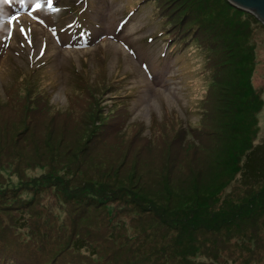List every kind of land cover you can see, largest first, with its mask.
Here are the masks:
<instances>
[{"label": "rangeland", "instance_id": "obj_1", "mask_svg": "<svg viewBox=\"0 0 264 264\" xmlns=\"http://www.w3.org/2000/svg\"><path fill=\"white\" fill-rule=\"evenodd\" d=\"M162 1L148 2L146 9H151L149 17L146 16V11H141L138 15L124 20L122 18L124 5L128 4L126 13L139 11L143 5L140 0H89L82 10L80 9L85 2L80 0H0V90L8 79L4 75L8 73L9 65L28 68L37 65L33 63L34 58L44 61L39 68H48L49 72H54L55 77L51 84L55 89L53 99L61 105L54 103L36 106L34 114L40 117L38 121L44 118L56 121V124L62 126L66 133L72 134L76 131L77 134L73 137L67 135L69 138L67 142L75 144L80 133L89 135L93 133L85 130V124L82 125L91 118V112L85 113L88 107L90 106L93 111L95 105L104 107L109 102L111 107V97L109 92H105L103 85L98 84L96 91L104 93L102 97L105 99L101 102L102 97L99 94L97 100L90 103L88 101L86 105L82 101L77 102L78 112L69 114L67 112L69 100L66 94L69 78L71 77V91L79 98H83L80 81L73 75L80 70L85 57H88L87 63L90 67L105 63L109 74H112L120 65L122 72L128 73L124 79L125 87H135V94L131 98L133 119H137V123H145V126L133 128L129 133L136 132L145 137L148 134L145 128L151 122L165 125L170 122L168 114H174L177 111L184 119H190L189 124L196 123L190 125L194 130L191 136L195 141H199L204 135L202 124L206 120L207 131L210 132L206 138H203L198 148L185 145V151H183L185 156L195 158L201 155L199 152H207L211 155L215 154L218 160H222L221 157L224 156V159L230 162L235 150L241 153L243 148L248 150L252 143L257 144L264 140V23L256 18L254 20L246 11L237 8L228 0H177L176 4L179 7L188 5L195 10L197 15L191 13L188 7L185 11L190 13L192 21L195 16H198L197 21L206 25L204 29L201 28V37L205 42L204 45L209 47V51L205 46L203 48L198 44L193 46L187 54L185 51L171 53L168 51L165 39L154 38V29L162 28L167 23L168 15L174 10V7L167 8ZM171 1L174 2V0ZM27 13H31L29 18ZM76 15H80L85 22L72 24V18ZM80 33L90 39L92 46L78 48L85 44ZM50 39L51 41L48 42ZM195 53H199L200 58L203 57V62L192 61L191 56ZM212 57L217 59V62L220 61L218 75H216L217 70L212 72L209 67ZM217 64L211 67H216ZM193 78L196 79L193 83L197 93L188 103L190 95L194 92V87L189 83L193 81ZM11 79L13 82L8 86L9 89L20 81V77L12 75ZM211 81H213V92L209 90ZM57 82L58 85L55 86ZM210 97H212L210 113L206 115L204 108L209 105ZM194 99L197 101L195 105H192ZM11 100L12 97H9L8 101ZM55 105L57 107L51 111ZM75 107L76 105L73 108ZM22 108H18V111L20 112ZM105 112L108 113L109 110L105 109ZM110 117V120H114L112 112ZM197 117H199L198 120ZM200 119L202 120L199 121ZM17 125H14L17 128H13L12 134L15 136L18 134L21 140L26 137V133L20 129L22 124L19 127ZM107 131L109 135L103 136V132ZM111 131L112 128L107 130L105 126L99 133L101 147L110 152V146L112 147L113 144L125 149L123 145H129L130 140L134 138V134L126 133L127 135L119 136L120 138L111 141L114 134ZM91 136L94 137V135ZM62 137L63 135H60L57 138L61 140ZM25 144H29L28 139L24 140ZM0 151L3 155L11 153L13 158V162H4L0 165V189L5 188V185L12 181L17 187L9 193L14 196V205L0 206L3 216L11 223L14 222L11 229L16 239L12 240V244L28 247L32 241L37 242L31 249V258L25 260L19 258L18 264L24 262L37 264L40 257L49 255L52 246L49 245V238L45 241L43 239L52 233L53 247L57 250L52 264H63L67 240L64 234L70 230V227L76 234L91 233L90 238L94 241L96 249L105 246L103 242L106 232L101 226L110 219L108 212L105 213L104 210L109 207L113 209L110 213H114L118 206L116 201L109 202L107 205L98 203L99 206H94L90 210H85L84 207L79 208L81 196H84L82 189H70L75 194L62 195L56 194L52 188L40 191L39 186H35L37 185L35 182L40 181L42 176H49L50 172L60 173L57 167L60 168L61 165L56 167V165L40 163L39 156L47 153L43 147L38 149L37 146V151L26 149L20 152L5 147ZM49 154L53 155V152ZM227 168L233 171V166L229 165ZM210 177L209 173L206 174L200 184L204 190L195 189V192L198 191L205 196L210 195V200L213 193L217 199H221V202L227 200V204L235 199L232 190L238 191L240 187L227 186L221 192L217 187L209 184ZM19 179L22 180L19 181ZM61 181L64 182V179L62 178ZM22 182L25 183L22 185ZM20 186L25 189L21 193H19ZM260 188L264 190V185ZM217 190L219 191L216 192ZM135 191L139 192L138 189ZM133 193L136 192L133 191ZM48 200L53 201L54 210L47 205ZM151 207L149 209L153 211ZM142 208V211L135 213V219L130 221L132 227L127 225L124 230L121 226L122 241L113 246L114 250L134 246L136 241L141 240V235L150 241L151 233L149 235L148 231L154 224L147 216L148 206L144 205ZM20 211L25 212L26 221H20L17 218ZM5 217L0 220V225L7 224ZM262 218L256 221L258 225L253 231L256 234L254 240L248 239V236L252 234L250 232L252 227H250L246 230L250 233L240 249L220 251L233 252L231 255L218 258L216 255L220 252L209 251L205 256L197 254L189 259L190 264H264V216ZM118 219L121 222L122 217ZM123 219L126 221L125 218ZM230 223H233V220ZM64 225H68L69 228ZM232 225V228L238 226L236 223ZM16 228L19 230L18 233ZM235 233L233 235L238 236ZM126 235L135 238L128 241L125 238ZM236 240L239 241V239ZM61 241H63L62 244H60ZM154 241L160 252L164 250V246L168 245V242L162 239ZM8 242L9 237H6L2 243L4 247ZM44 242L48 245H44ZM232 243L236 244V242ZM106 244L109 247V241ZM82 250L88 254L85 249ZM181 252L184 253L183 250ZM197 259L200 261L197 262ZM67 260L78 262L73 258ZM171 263L176 264L174 261ZM7 264H10V261ZM93 264H102V261L94 262L93 260ZM166 264L170 263L166 261Z\"/></svg>", "mask_w": 264, "mask_h": 264}, {"label": "trees", "instance_id": "obj_2", "mask_svg": "<svg viewBox=\"0 0 264 264\" xmlns=\"http://www.w3.org/2000/svg\"><path fill=\"white\" fill-rule=\"evenodd\" d=\"M162 2L167 8L174 7L171 16L175 23L165 32L174 30V33L168 38L170 44L173 43L175 47L179 45L181 49H189L192 44L195 45L198 42L209 51V47L204 45L205 42L201 37V28L204 29L206 25L197 21L198 16H195L192 21L190 13H185L187 7L190 8L191 13H195V10L188 5L179 7L176 4L177 0L174 2L163 0ZM246 13L254 20L257 19L254 14L248 11ZM214 57L210 59L209 67L212 72L217 70L216 75H218L221 65L218 63L220 61L217 62ZM215 64L218 66L212 68L211 66ZM212 84L213 81H211L209 90L213 92ZM97 86L98 84L89 86L86 97L78 102L82 101L86 105L88 101L90 103L97 100L99 95V92L96 91ZM39 94L40 98H38ZM11 97L10 102L8 101L9 97L7 100L0 98V150L8 147L15 152L26 149L37 151V146L38 149L43 147L48 154L43 153L39 156L40 163L56 165V167L61 165L60 168L57 167L60 173L50 172L51 175L42 176L40 181L35 182L37 183L35 186H39L41 190L52 188L56 194L62 195L74 193L70 189H82L84 196H81L78 207H84L85 210L99 206L98 203H103V205L115 201L118 203L114 213H110L113 209L109 207L104 210L105 213L108 212L110 221L101 226L106 232L103 248H95L94 241L90 238L91 233L78 232L76 234L71 231L70 227V230L64 234L67 236V240L63 264H93V260L94 262L101 260L102 264H166V261L170 264L172 261L176 264H190L189 259L197 254L205 256L209 251L218 253L221 250L240 249L250 232L252 234L248 236V239L256 238V234L253 232L258 225L256 221L263 219L264 216V190L260 188L264 185V140L257 144L252 143L248 150L243 148L241 153L235 150L230 162L226 161L224 156L221 157L222 160H218L215 154L211 155L207 152H199L201 155L194 158L184 155L185 145L199 147L203 138H206V135L210 133L207 131V120L202 124L204 135L199 141H195L188 130L178 129L175 120L165 125L156 124L151 136L146 134L143 137L136 132L129 133L133 128H139L137 125L122 132L123 123L120 118L125 115L124 106H118L113 112L111 109L106 113L102 106L95 105L93 111L89 106L85 112L92 113L90 120L87 123H82V125H86V131L93 132L91 135L94 137L82 132L76 143L73 144L67 142L69 139L67 135L73 137L74 134H77L76 131L72 134L66 133L62 126L60 127L56 121L50 119L44 118L38 121L40 117H36L34 114L36 106L47 105L41 93L33 94L27 91ZM31 101L33 102L31 103ZM211 101L212 97L209 98V105L205 108L206 115L208 112L210 113ZM20 107L23 108L19 112L18 108ZM78 107L77 104L75 108L67 112L69 114L76 113L79 110ZM52 110L55 109L51 108ZM111 112L114 115V120H110ZM14 125L18 127L21 125L20 129L26 133L25 138L20 140L18 134L16 136L12 134L13 128H17ZM105 126L107 130L112 128L111 132L114 134L111 141L127 134H134L135 139H131L129 145H123L125 149L113 144L112 147L110 146V152L102 148L99 141V133ZM60 135H63L61 140L58 139ZM108 135V131L103 132V136L107 137ZM27 139L29 144L24 145V140ZM199 150L201 149L199 148ZM51 151L53 155L49 154ZM4 162H13V158L11 153L3 155L0 151V165ZM229 165L233 166V171L229 169L230 167L227 168ZM208 173L211 175L209 184L217 187L221 192L227 186L240 187L238 191L232 190L235 196L233 201L229 199V204H227V200L221 202V199H217L213 193L210 200V195L205 196L203 193L195 192V189L204 190L200 185L201 179ZM61 177L64 182L61 181ZM13 183L12 181L6 184L5 188L0 189V206L14 205V196L9 194L10 190L17 189ZM135 189H138L139 192ZM132 190L136 193H133ZM47 205L54 210L55 205L52 200H48ZM144 205L148 206L147 216L154 224L153 227H149L148 231L149 235L151 233L150 241L141 235V240L136 241L134 246L114 250L113 246L122 241L121 226L124 227V230L127 225L132 227L130 221L135 219V213L142 211ZM150 206L153 207V211L149 209ZM3 217L5 216L0 212V220ZM119 217H122L121 222L118 221ZM17 218L20 221L27 219L25 212L22 211ZM232 220L238 225L236 228H232L233 223H230ZM6 223L0 225V251L17 250L16 264L19 263V258L23 260L31 258V249L37 242L31 240L32 244L28 247L23 244L24 247L13 245L12 240H15L16 237L11 229L12 225L7 221ZM197 225L199 226L197 227ZM64 226L69 228L68 225ZM250 227H252L250 232H247L246 230ZM16 230L18 233L19 230L17 228ZM232 230L235 231L232 232ZM234 233L238 236L233 235ZM6 237H9V242L4 247L2 243ZM46 238H49L52 251L49 255L40 257L37 264H52L57 253L53 247V233L43 240L45 241ZM125 238L131 241L135 237L126 235ZM159 239L168 242L161 252L154 241ZM107 241L110 243L109 247H107ZM232 242H236V244ZM62 243L63 241L60 242V244ZM199 243L200 246H198ZM44 245L48 244L44 242ZM82 249H85L88 254L84 253ZM182 250L184 253L181 252ZM232 253L220 252L216 256L225 258ZM93 256H95L94 259H91ZM68 258L76 259L78 262H71L67 260ZM199 261L200 259H197V262Z\"/></svg>", "mask_w": 264, "mask_h": 264}, {"label": "water", "instance_id": "obj_3", "mask_svg": "<svg viewBox=\"0 0 264 264\" xmlns=\"http://www.w3.org/2000/svg\"><path fill=\"white\" fill-rule=\"evenodd\" d=\"M231 4L254 14L264 23V0H228Z\"/></svg>", "mask_w": 264, "mask_h": 264}, {"label": "snow or ice", "instance_id": "obj_4", "mask_svg": "<svg viewBox=\"0 0 264 264\" xmlns=\"http://www.w3.org/2000/svg\"><path fill=\"white\" fill-rule=\"evenodd\" d=\"M37 7H39V5H37ZM13 19H15V17ZM21 31H23V30H21Z\"/></svg>", "mask_w": 264, "mask_h": 264}]
</instances>
